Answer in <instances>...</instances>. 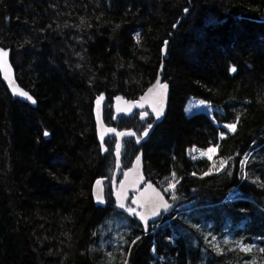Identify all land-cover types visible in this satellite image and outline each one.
Segmentation results:
<instances>
[{
    "label": "trees",
    "instance_id": "1",
    "mask_svg": "<svg viewBox=\"0 0 264 264\" xmlns=\"http://www.w3.org/2000/svg\"><path fill=\"white\" fill-rule=\"evenodd\" d=\"M0 44L37 100L32 107L13 98L0 78V264H123L117 247L112 255L98 248L114 207L111 192L101 205L92 185L115 171L116 140L99 137L94 106L104 96L107 123L138 132L145 126L143 133L152 116L114 121L112 103L142 95L161 64L170 84L167 114L145 142L124 139L120 170L143 149L147 178L164 192L175 176L177 194L191 198L182 196L175 213L146 234L129 217L127 264L213 262L204 257L205 224L215 234L227 229L215 219L234 187L225 221L258 208L252 199L261 208L250 218L260 226L219 264H264L251 245L253 231L264 228V0H0ZM190 46L196 64L185 57ZM190 97L214 109L187 114ZM212 146L226 162L216 172L195 152Z\"/></svg>",
    "mask_w": 264,
    "mask_h": 264
},
{
    "label": "water",
    "instance_id": "2",
    "mask_svg": "<svg viewBox=\"0 0 264 264\" xmlns=\"http://www.w3.org/2000/svg\"><path fill=\"white\" fill-rule=\"evenodd\" d=\"M0 78L5 83L6 88L13 98H18L23 102L37 106V100L32 92L25 88L18 80L16 69L11 59V51L9 48L0 45ZM161 82V78H157L143 92L139 99H128L122 95H117L113 101V119L119 115L131 116L135 110H140V118H147L151 113L154 122L149 128L138 135L134 128L118 129L117 127L107 124L104 120V97L98 99L95 105V122L96 131L100 138L114 136L115 157L117 173L121 165V152L124 138L135 137L139 143L145 142L157 122L162 121L167 114L169 103V84ZM148 108V111L145 109ZM49 136L47 132L45 134ZM115 177V176H114ZM113 177V178H114ZM106 177L98 178L92 185L93 196L105 204V181ZM133 195L130 197V193ZM131 198V202L139 209L138 217L142 222V228L145 233L149 232L148 222L161 219L163 215H170L175 210L179 202L169 201L163 190L157 186L152 180L147 179L144 172V152L141 149L132 161V164L124 170V173L118 184L113 185L114 207L118 211L126 210V201Z\"/></svg>",
    "mask_w": 264,
    "mask_h": 264
},
{
    "label": "rangeland",
    "instance_id": "3",
    "mask_svg": "<svg viewBox=\"0 0 264 264\" xmlns=\"http://www.w3.org/2000/svg\"><path fill=\"white\" fill-rule=\"evenodd\" d=\"M204 42L205 41H203V43ZM192 46H193V44H192ZM192 46L187 47L185 49V55H186L185 57L188 60H190L192 63L196 64L195 58L198 57V55L195 51L196 49L192 48ZM215 49L216 48H214V50ZM20 52H26V51H22V50L19 51L18 57L21 56ZM19 59H22L21 57L18 58V61L19 62L23 61V60H19ZM161 60H162V58H161ZM82 61H83V59H82ZM202 63L207 64L203 61H202ZM21 67L24 69V65H22ZM16 75H17V73H16ZM145 88H144V90H145ZM126 98H128V97H126ZM128 99H131V98H128ZM169 99H170V95H169ZM205 104H206V102L203 100L195 99V97H190L186 102V107H185L186 113L191 114L192 112L199 111V110H206L208 113H210L211 110H213L214 108L211 105L209 107H207ZM139 122H142V121L139 119ZM114 126L120 128L117 125H114ZM222 126H224L227 129L225 124H222ZM140 128H141V131H139V133H142L145 126L140 127ZM222 135H223V130H222L221 137H222ZM114 149H115V147H114ZM202 150L203 149H198V150H195V152L197 154H199V157L200 156L201 157H208L210 159V161L212 163V170L210 172H216L213 170H220V169H223L226 167V162L223 159L216 156L218 153L217 146H212L211 148H209L208 150H206L204 152H202ZM63 161H64L63 158L60 157L59 163H63ZM132 161H133V159H132ZM144 171H145V168H144ZM113 173L114 172H112V174L109 176V181H108L107 185H105L106 186V195L109 192H111L110 187H111V184H113V182H115V184H118L119 180L121 179L120 177L123 173V170H119V172L117 173L114 180L112 179ZM243 177H245V171L243 172ZM149 180H151V179H149ZM179 181L180 180H178L175 176H172L169 183L164 188V193L167 195V197L170 200H172L174 202H179L182 196L187 197V198H191L190 196H185V195L179 196L177 194L176 186H177V183ZM236 190H237L236 187H234L231 191L228 192V194L225 196V198L219 202L220 204H222L224 206L222 213H220L216 217L215 212L214 211L212 212L214 214L213 216L216 217L215 222L218 225L220 224V229L221 228H227V229L223 230L221 232V234H219V233L215 234V232L210 227V225H213V223L210 222V223L205 224L206 232L210 237H209V239H204V243H205V245L209 246L210 248H209V251L206 252L208 254H205L204 257L205 258L209 257V258L214 259V261L210 262L209 264L222 263L224 261V259L226 258V256L228 255V253L234 248L232 246L235 244V242H236V245H238V244L244 245L245 244V240H244L245 237L251 235L252 230L250 228L253 227L254 225H256V227L260 226V223L255 224L257 222L255 217L253 220L250 218L252 215L257 214L258 208H261V206L256 201H254L252 199H249V200H251L252 204H254L258 208L245 209L241 213H236L235 219L238 222L232 221L229 223V222L225 221L224 213L227 209H229L228 208L229 206L226 205V202L237 198ZM192 194H194V193H192ZM214 204L215 203H211L208 205H214ZM179 207H180V204L178 203L176 208H179ZM195 207L196 206L189 207L185 211H188V210L195 208ZM251 213H253V214H251ZM137 214H138V208L131 205L130 202L128 201L126 211L120 213V212L116 211L115 209H113L111 211L109 217H107L103 221V223L100 227V230L98 233V248L102 249L107 255L114 254L118 248V252L115 254H116V259L119 260V263H121L123 261V264H127V259L129 256V249H130V247H132L133 242L129 246L128 250H124L123 247L127 243L129 244L130 241L128 240V237H129V234L131 233V231L133 230V227L131 225L129 217L133 216L134 219L137 221V219H136ZM246 214H248V216ZM248 219L250 220L251 224H250ZM261 226L264 227V225H262V224H261ZM235 227H237V229L239 230V232H237V235L234 233V230H233V228H235ZM254 229H257V228H254ZM116 230H118V231H116ZM143 232H144V229H143ZM197 232H199V231L197 230ZM253 232L257 233L259 235L254 237L255 240L251 242V245L257 246L258 249H260L262 251V253H264V245H262L261 244L262 241H260V240H263V238H264V228H262L260 233H259V230L253 231ZM143 234H146V233L144 232ZM196 234H198V233H196ZM99 249L97 250V252L99 251ZM235 254H236V252H235ZM227 258H229V257H227ZM239 259H241L240 262L243 260L241 258V254L239 255L238 260ZM255 264H259V263L256 261Z\"/></svg>",
    "mask_w": 264,
    "mask_h": 264
},
{
    "label": "bare ground",
    "instance_id": "4",
    "mask_svg": "<svg viewBox=\"0 0 264 264\" xmlns=\"http://www.w3.org/2000/svg\"><path fill=\"white\" fill-rule=\"evenodd\" d=\"M163 67H164V65L163 64H161V68L159 69V71H158V75H157V77H156V79L159 77V78H161V79H163L164 80V76H163ZM155 79V80H156ZM167 82V81H166ZM168 83V82H167ZM169 84V83H168ZM169 90H170V84H169ZM123 96V95H122ZM140 96H142V95H140ZM139 96V97H140ZM139 97L138 98H136V100L137 99H139ZM115 99V98H114ZM135 100V99H134ZM113 111V110H112ZM137 112V113H136ZM136 114H138V117H139V119L141 120V121H143L144 122V120H146V119H148V118H145V119H141L140 118V114H141V111L140 110H136ZM153 121H154V119H153ZM152 132V131H151ZM151 134V133H150ZM96 181V180H95ZM107 182V180L105 181V183ZM94 183V182H93ZM104 183V184H105ZM112 186H113V184H112ZM105 196H106V194H105ZM112 200H114V198H113V194H112ZM128 201L130 202V204L131 205H133V206H135L132 202H131V198L129 197L128 199H127V201H126V209H127V203H128ZM180 203V202H179ZM136 207V206H135ZM137 208V207H136ZM138 211H139V209H138ZM136 218H137V220L142 224V222L140 221V219H139V217H138V214H137V216H136ZM162 221V218L161 219H158V220H155V221H150V222H148V226H149V232L151 231V227H152V225H156V224H159L160 222Z\"/></svg>",
    "mask_w": 264,
    "mask_h": 264
},
{
    "label": "flooded vegetation",
    "instance_id": "5",
    "mask_svg": "<svg viewBox=\"0 0 264 264\" xmlns=\"http://www.w3.org/2000/svg\"><path fill=\"white\" fill-rule=\"evenodd\" d=\"M135 115L137 116L138 114H135ZM164 119H165V118H164ZM164 119H163V120H164ZM163 120H162V121H163ZM162 121H161V122H162ZM161 122H160V123H161ZM106 178H107V177H106ZM108 181H109V180H108V178H107V182L105 183V185H107Z\"/></svg>",
    "mask_w": 264,
    "mask_h": 264
}]
</instances>
